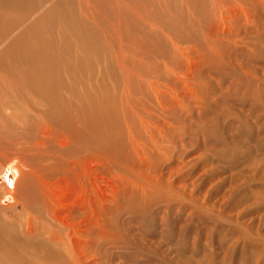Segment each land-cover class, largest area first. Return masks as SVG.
<instances>
[{"label": "rangeland", "instance_id": "rangeland-1", "mask_svg": "<svg viewBox=\"0 0 264 264\" xmlns=\"http://www.w3.org/2000/svg\"><path fill=\"white\" fill-rule=\"evenodd\" d=\"M164 1L171 12L144 11L154 19L152 28L136 18L141 29L126 39L132 41L135 58L134 64L123 59L125 81L116 69L121 61L112 46L119 41L110 42L111 29L104 39L108 52L101 58L93 52L88 78L63 71L64 79L74 84L71 93L62 95L73 110L66 132L76 142L57 148L56 158L18 159L15 148L25 133L34 129L40 134L36 126L52 123L38 112L37 118L28 116L20 103H0V145L11 150L13 159L0 163V186L16 185L17 166L28 173L34 167L37 182V176L26 174L15 192L25 215L15 220L42 216L39 239L48 240L64 257L66 253L64 264H264V0ZM100 10L96 13L104 15ZM73 49L76 58L82 56ZM107 62L113 65L110 72L104 69ZM33 103L40 107L32 97L27 106ZM100 106L103 111L98 112ZM32 119L40 123L30 128ZM69 150L80 158L99 153L98 165L109 184L97 206L87 196L86 209L100 216L88 215L98 217L95 227L76 235L86 241L77 262L47 236L46 223H56V205L45 189L33 198L24 187L65 174V163L72 162ZM30 203H37L34 214L28 212ZM15 213H9L12 220ZM73 215L75 220L82 217ZM25 258L42 264L29 254Z\"/></svg>", "mask_w": 264, "mask_h": 264}, {"label": "bare ground", "instance_id": "bare-ground-1", "mask_svg": "<svg viewBox=\"0 0 264 264\" xmlns=\"http://www.w3.org/2000/svg\"><path fill=\"white\" fill-rule=\"evenodd\" d=\"M188 3H190V0H188ZM126 6L131 7L127 10L128 12L126 11ZM91 7H93V10L90 9ZM160 9L171 12L164 0H136V3L135 0H125L124 4L123 0H0V103L3 102V99L4 102L6 101V104L10 100L14 103H20L23 105L24 110L28 111V116L31 114L37 118L36 112H38L49 123L57 125L55 128L52 127V124L49 125L44 122L43 124H39V120L34 121L35 119H32L30 128L39 124L36 126V129L41 133L35 134L33 132L34 129L25 133V139L22 142L20 141L21 143H19L18 148H15V153L19 156L18 159L26 163V160L30 158L39 159L48 155L56 158L55 153L57 148L62 150L74 146L76 139L66 132V124L71 122L68 117L73 110L67 104V98L62 95L63 91L65 94L66 92L71 93L74 84L69 79H64L63 71L64 74L66 73L76 78L81 77V79H84L85 76L88 78V68L91 65L90 61L96 57L93 52H96L99 58L108 52V43L104 39L109 29H111L114 38L111 37L113 40L109 41L113 43L117 40L119 41L117 43L118 45L114 44L115 46H112L115 58H119L120 60L118 61H121L119 67L115 66L117 70L119 69V75L125 81L123 59L128 60L130 64H134L135 58L132 41L127 43L126 39L128 40L131 37L129 35L131 32L133 34L135 30L141 29V26L135 24L138 22L136 18L140 16V19L137 18L140 24H147L149 28H152L154 26V23L152 25L154 19H152V16H149V13L146 16L144 11L148 10L153 13H158ZM98 10H103L104 15L97 14L96 12ZM143 33L146 36H150V33L146 34L145 28H143ZM121 35L124 38L123 41L120 40ZM113 43L110 45H113ZM74 46L80 50L79 52L82 51L81 57L77 55L78 57L76 58V54L73 53ZM125 53L129 55L127 58L122 57ZM139 54L141 55V53ZM112 67L111 62H107L104 65V69L107 72H110ZM99 68L100 66H98V70ZM157 91L159 92V90ZM20 94H22V97L19 96ZM31 97L32 100L35 99L38 101L40 107L34 103L33 105L28 104L27 106L29 98ZM100 108L101 110L98 108V112L103 111L101 106ZM129 110L131 109L129 108ZM137 119L138 121L140 120L139 118ZM135 125L137 126V123ZM140 126L143 130V126ZM137 129L139 130V126ZM146 131L144 130V132ZM82 132L79 130V138H82ZM86 144L89 147L91 146L90 141H87ZM1 146L0 163L3 161H12L13 159L10 155L11 150H6V147L2 148ZM91 152H94V150H91ZM68 153L70 154V160L72 162L65 163V174H55L52 177L47 176V178H41L38 181L39 183H36L34 187H30L28 184L24 187L27 188L28 193L33 198L37 195L38 189L41 190L39 192H42V194L45 189L44 194L46 198H50L51 204L56 205L55 218L53 217L56 223H46L48 228L47 232L49 233L47 236H49V240L54 244L57 243L66 247V252H69L70 259L73 258L77 262L78 257L82 253L80 247L86 241H80L76 238V235H81L82 232L85 234L88 228L95 227L93 221L95 217L92 220L88 217V215L95 213V209L87 210L85 207L88 202L87 196L89 197L90 203L96 199L97 201H94L93 205L97 206L99 201H104L105 199V195L103 194L108 181L102 176L103 171H100L98 165L99 153L95 151L97 156L86 157L84 155L81 158L79 154L73 155L70 150ZM58 165L59 168L63 167L60 163ZM73 165L79 168L76 172H74L76 169L71 168ZM15 171L19 174V179L17 182L15 181L16 185L14 184L15 187L14 185L7 187L6 184L0 186V264H36L31 260H27L25 254H29L34 259L37 257L41 260L42 264H54V262L55 264L57 262L64 264L65 257H67L66 253L64 257L59 252L60 250L54 249L55 247L53 248L52 244L47 242L48 240L44 241L39 239V219H43L42 216L41 218L35 219L34 215L28 214L27 218L23 220L26 224L25 226L23 225L24 223L15 220L25 218L23 210L24 204L18 202L15 193L21 187L22 183L24 184L23 178H26V174H32L35 177L37 176L35 179L36 182L38 180V174L34 171V167L28 168L30 173L23 171L18 166ZM22 176L24 177L21 179ZM120 184L122 185V183ZM110 186L116 189L111 183ZM53 188H57L58 190H53ZM88 192L91 193L88 194ZM52 199L57 202L52 201ZM11 200L15 202L11 205L4 206L5 201ZM36 205L37 203H30L28 212L33 213ZM73 205H76L78 208L73 209ZM11 211L16 212L14 220L10 217L9 213ZM75 212L81 214L82 217L75 220L73 218V213ZM96 214L98 213L96 212L94 215ZM97 216L100 215L98 214ZM97 216L95 220L98 218ZM48 217L50 218L51 216L48 215ZM69 264L72 263L70 262Z\"/></svg>", "mask_w": 264, "mask_h": 264}]
</instances>
